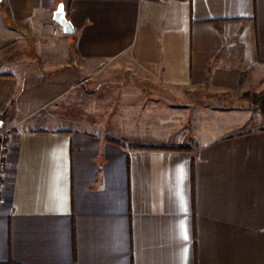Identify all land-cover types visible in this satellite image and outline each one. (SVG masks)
Listing matches in <instances>:
<instances>
[{"label": "crops", "instance_id": "1", "mask_svg": "<svg viewBox=\"0 0 264 264\" xmlns=\"http://www.w3.org/2000/svg\"><path fill=\"white\" fill-rule=\"evenodd\" d=\"M65 2H0V263L264 264V115L218 109L189 128L132 93L82 114L87 63L186 97L264 90V0H72L69 35Z\"/></svg>", "mask_w": 264, "mask_h": 264}, {"label": "rangeland", "instance_id": "2", "mask_svg": "<svg viewBox=\"0 0 264 264\" xmlns=\"http://www.w3.org/2000/svg\"><path fill=\"white\" fill-rule=\"evenodd\" d=\"M126 65L127 63L123 61L114 62L108 65H103L101 63L86 64L87 70L84 74V77L86 78L84 85L86 88L82 95V114L84 117L89 119L92 101L99 100V102L102 103V106H106L108 100L110 101V99L113 97L121 96L126 93L156 96L158 98L161 97L162 99L160 98L161 100L158 104H150V106H155L156 114L160 111L159 109H162V112L168 114L172 111L174 114L180 115L178 117L180 119H178L179 122L185 121V119L188 117L190 119V124L188 126L189 128H195V125L200 123L195 119L200 114L209 112L208 115H212V113H219L221 111L218 109L249 108L250 110L258 111L264 115L261 110L251 108V101L246 96L249 94L252 98L254 95H260L264 93V90L244 91L240 89L238 91L231 92L204 91L192 93L186 97L184 92H173L172 90L163 87V85L155 84V86L152 84L150 86V83H154L151 82V80L153 81V79L157 78H155L151 73L147 72H132L126 67ZM139 80L143 81L146 87L144 86L139 88L132 86ZM171 106L172 108L176 109L170 110ZM187 107H189L188 109L191 110L190 112ZM213 109L217 110L214 111ZM187 113L189 116H187ZM213 117L215 116L210 118Z\"/></svg>", "mask_w": 264, "mask_h": 264}, {"label": "built area", "instance_id": "3", "mask_svg": "<svg viewBox=\"0 0 264 264\" xmlns=\"http://www.w3.org/2000/svg\"><path fill=\"white\" fill-rule=\"evenodd\" d=\"M9 130L0 126V206L6 203L3 196L9 163Z\"/></svg>", "mask_w": 264, "mask_h": 264}, {"label": "trees", "instance_id": "4", "mask_svg": "<svg viewBox=\"0 0 264 264\" xmlns=\"http://www.w3.org/2000/svg\"><path fill=\"white\" fill-rule=\"evenodd\" d=\"M71 1L72 0H66L65 2V9L67 11V16L69 18V11H70V6H71ZM217 23H221L222 21H216ZM249 100L251 101V108L254 109H259L261 110V112L264 114V93L260 94V95H254L252 96V98L250 97V95H246ZM108 141L120 145V146H124L125 142L121 141V140H117V139H108ZM135 148H142V147H135ZM177 149H186L187 147H176ZM0 264H21L18 263L14 260H9Z\"/></svg>", "mask_w": 264, "mask_h": 264}, {"label": "water", "instance_id": "5", "mask_svg": "<svg viewBox=\"0 0 264 264\" xmlns=\"http://www.w3.org/2000/svg\"><path fill=\"white\" fill-rule=\"evenodd\" d=\"M1 1L2 0H0V2ZM54 20L62 27L64 33L69 35L76 32V28L67 16V11L65 9L64 3H60L58 8L56 9L54 13Z\"/></svg>", "mask_w": 264, "mask_h": 264}]
</instances>
